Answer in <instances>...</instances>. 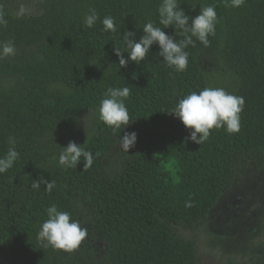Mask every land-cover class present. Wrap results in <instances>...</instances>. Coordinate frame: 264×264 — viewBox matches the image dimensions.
Returning <instances> with one entry per match:
<instances>
[{
    "label": "trees",
    "instance_id": "obj_1",
    "mask_svg": "<svg viewBox=\"0 0 264 264\" xmlns=\"http://www.w3.org/2000/svg\"><path fill=\"white\" fill-rule=\"evenodd\" d=\"M161 2L44 0L40 14L17 16L0 0L8 20L0 42L12 40L16 48L15 56L0 59V157L10 136L20 153L0 174V264H198L196 240L181 237L178 226H198L240 179L239 162L264 154V0H246L240 8L225 0H180L191 17L201 5L215 6L219 22L210 45L196 41L185 49L188 68L180 73L162 62L157 44L139 65L120 67L113 48L125 50L123 32L135 31L139 40L148 20L163 27ZM91 10L100 19L87 28ZM109 15L119 26L115 33L102 30L100 20ZM163 30L175 36L172 26ZM124 86L131 89L125 102L131 119L114 133L99 118L100 100L108 87ZM205 87L242 96L245 107L240 132L213 129L198 145L170 111ZM86 113L96 120L77 145L93 153L92 167L52 164ZM125 132L137 134L128 153L120 147ZM33 180H40V190ZM51 180L56 187L48 193L44 181ZM52 203L80 222L87 214L101 250L64 255L41 242ZM231 264H264V257Z\"/></svg>",
    "mask_w": 264,
    "mask_h": 264
},
{
    "label": "clouds",
    "instance_id": "obj_2",
    "mask_svg": "<svg viewBox=\"0 0 264 264\" xmlns=\"http://www.w3.org/2000/svg\"><path fill=\"white\" fill-rule=\"evenodd\" d=\"M245 3L246 0H225V5L231 8H240ZM180 5V0H162L157 11L159 25L163 27L157 26L156 21L148 20L142 27L143 34L139 40L136 39L135 31L123 32L122 42L125 50L119 47L113 48L120 67L127 66L129 62L139 65L148 58L151 46L157 44L158 55L163 58L162 62L167 67L173 68L177 73L187 70L189 53L185 49L189 46L195 47L196 41L205 47L209 46L211 43L209 37L216 35V25L219 21L214 5H201L199 14L195 17L186 14ZM192 7L195 10L196 5ZM24 14L25 8L21 5L17 16ZM99 19L95 10H91L84 18L85 27L93 28ZM190 20L191 23H189ZM100 22L104 32L118 31L119 26L113 16H105ZM7 23L5 12L0 10V26H6ZM170 26L174 28L175 36H170L163 30ZM177 29L180 30L179 35L183 37L182 39L177 40ZM123 53H127V57ZM15 54L14 41L0 42V59L15 56ZM130 94L131 89L127 86L108 87L100 100L99 118L114 133L124 129L130 122L131 118L125 103ZM244 107L245 100L242 96L231 94L223 88L205 87L179 99L170 113L174 114L189 131L188 139L201 145L209 139L213 129L223 128L229 134L240 132L241 113ZM136 140L135 132H125L123 137H120V147L128 153L129 149L135 146ZM7 143V152L0 157V174L13 168L20 157V153L16 150L15 137L10 136ZM53 159L62 168H77L82 161L85 171L91 168L94 162L93 153L74 141L62 147L58 159L56 157ZM44 185L45 191L51 193L56 187V182L44 181ZM40 186V180L31 182V187L37 191L40 190ZM186 206L191 207V202H187ZM45 211L47 219L40 225L37 238L46 246L72 252L88 238V229L83 227L79 220L72 219L71 213L61 211L55 203L48 206Z\"/></svg>",
    "mask_w": 264,
    "mask_h": 264
},
{
    "label": "rangeland",
    "instance_id": "obj_3",
    "mask_svg": "<svg viewBox=\"0 0 264 264\" xmlns=\"http://www.w3.org/2000/svg\"><path fill=\"white\" fill-rule=\"evenodd\" d=\"M44 0H3L17 15L21 5L24 15L42 12ZM95 116L86 113L71 130L70 141L83 142L93 130ZM52 164L58 163L55 161ZM240 179L220 199L210 214L196 227L181 224L178 234L187 240H196L198 264H231L252 262L264 257V154L253 152L239 162ZM37 171V170H36ZM81 224L90 232L92 220L83 214ZM94 255L101 247L88 238L77 249ZM67 255L70 252H64Z\"/></svg>",
    "mask_w": 264,
    "mask_h": 264
}]
</instances>
